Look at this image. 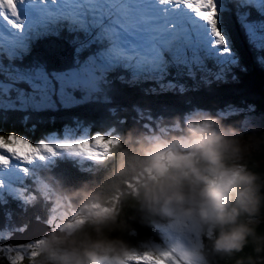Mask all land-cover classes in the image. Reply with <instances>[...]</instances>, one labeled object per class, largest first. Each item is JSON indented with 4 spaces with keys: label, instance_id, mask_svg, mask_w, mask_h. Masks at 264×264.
<instances>
[{
    "label": "snow or ice",
    "instance_id": "snow-or-ice-1",
    "mask_svg": "<svg viewBox=\"0 0 264 264\" xmlns=\"http://www.w3.org/2000/svg\"><path fill=\"white\" fill-rule=\"evenodd\" d=\"M232 3L249 44L264 50V18L250 19L252 9L264 17V0ZM228 11L226 0H0V112L6 117L9 111L28 113L86 103L111 104L113 82L109 74L120 70L129 73L131 79L121 75L119 80L136 84L142 79L162 81L171 68L187 70L191 76L194 69L205 70V61L213 60L224 69L215 74V79H226L231 66L239 65L225 26L223 14ZM49 37L63 38L72 46V62L51 70L35 57L24 63L34 44ZM257 59L264 65V56ZM232 79L237 77L233 75ZM160 88L175 89L177 85L169 82ZM179 91H185L183 85ZM106 111L111 116L118 113L116 108ZM134 111L142 115L138 106ZM244 111L229 107L220 114L232 117ZM28 119L27 115L23 117L25 122ZM101 123L106 121L102 119ZM75 124V128L65 127L62 137L51 133L34 144L15 133L0 134V206L11 200L27 213L39 202L47 213L43 223L54 226L58 209L50 197L41 199L26 181L31 179L35 185L41 169L65 159L76 161L81 172L92 173L121 134L114 124L103 134L92 135L80 120ZM5 217L11 220L12 213L6 212ZM36 219L41 217L37 215ZM27 228L24 224L0 230V241L10 240L16 231ZM34 242L0 243V256L7 254V264H24L26 259L30 264V258L36 255ZM167 255L161 253L160 258ZM150 256L149 252L133 256L131 264H147ZM171 264L178 262L172 258Z\"/></svg>",
    "mask_w": 264,
    "mask_h": 264
},
{
    "label": "clouds",
    "instance_id": "clouds-1",
    "mask_svg": "<svg viewBox=\"0 0 264 264\" xmlns=\"http://www.w3.org/2000/svg\"><path fill=\"white\" fill-rule=\"evenodd\" d=\"M34 187L58 211L30 264H131L145 252L147 264H264V133L248 117L193 108L133 126L91 179L70 185L48 167Z\"/></svg>",
    "mask_w": 264,
    "mask_h": 264
},
{
    "label": "trees",
    "instance_id": "trees-1",
    "mask_svg": "<svg viewBox=\"0 0 264 264\" xmlns=\"http://www.w3.org/2000/svg\"><path fill=\"white\" fill-rule=\"evenodd\" d=\"M226 4L230 11L223 14L225 26L232 51L239 58V65L231 66L225 73L226 79L219 81L215 79V74L224 72V69L213 60L205 61V70L194 69V75L191 76L188 75L187 70L178 72L175 68H171L162 81L142 79L136 84L119 80L118 77L121 75L131 79L129 73L120 70L109 74V79L113 82L111 104L86 103L69 109L58 107L56 110L28 113L9 111L6 117L5 113L0 112V134L15 133L27 137L32 142H37L45 138L49 132L59 131L63 126L76 120L88 125L93 133H104L107 127L113 124L121 133L133 126L147 130L154 127L155 122L161 117L183 114L193 108L207 109L217 114L229 107L246 110L250 106V109L264 118V65H261L257 59L264 56V50L256 49L249 44L235 16L232 0H226ZM262 18L264 17H261L255 9L251 10V20ZM34 57L45 62L50 70L62 69L72 62L74 49L63 38L49 37L34 44L30 54L25 57L24 63H28ZM242 68H246L247 71H242ZM233 75L237 77L236 80L232 79ZM169 82L175 83L177 88L163 90L160 88L161 84L167 85ZM180 85H183L184 92L179 91ZM149 89H156V91L149 92ZM134 106L142 110V115L134 111ZM108 108L118 109L117 115L111 116L106 111ZM25 115L29 117L27 122L23 120ZM241 118L240 115H235L231 117V120ZM102 119L106 121L104 125L101 123ZM118 120L126 122L116 123ZM261 131L264 133V128ZM52 168L55 174L70 185L91 179L93 173L81 172L76 161L69 159L58 160L57 165ZM94 169L95 167L93 171ZM26 183L34 189L30 179ZM6 212L12 213L11 220L6 219ZM37 215L41 217L39 221L42 222L47 216L39 202L35 208H29L27 213H23L16 202L9 200L7 205L0 206V230L24 225L29 219H36ZM137 227L140 237L158 238L156 230L152 227ZM261 227L264 228V225ZM129 239L135 243L137 237L131 236ZM239 255L255 254L249 247ZM261 256L264 257V253H261ZM0 264H7L6 255L0 256ZM24 264H29V261L26 259ZM220 264H231V262L221 261Z\"/></svg>",
    "mask_w": 264,
    "mask_h": 264
},
{
    "label": "rangeland",
    "instance_id": "rangeland-1",
    "mask_svg": "<svg viewBox=\"0 0 264 264\" xmlns=\"http://www.w3.org/2000/svg\"><path fill=\"white\" fill-rule=\"evenodd\" d=\"M228 110V109H227ZM241 117H248L249 119H251L255 124H257L258 125V127H259V129L260 130H262L263 128H264V118L261 116V115H259L258 113H256L254 110H252V109H250V111L248 112L247 111V109L243 112V113H241V114H239ZM85 127H89L88 125H85V124H83ZM65 127H72V128H75L76 127V124H75V122H72L71 124H69V125H65V126H63L59 131H51V132H49L47 135H49V134H51V133H57L59 136H61L62 137V134H63V131H64V129H65ZM90 128V127H89ZM262 133H263V131H261ZM90 135H92V134H96V133H93L92 132V130L90 129V133H89ZM101 134H103V133H101ZM46 135V136H47ZM20 136H22V137H24V138H26V139H28L27 137H25V136H23V135H20ZM45 136V137H46ZM29 140V139H28ZM30 141V140H29ZM31 143H37V142H39V141H37V142H32V141H30ZM258 159H261V157H258ZM30 182H32V180L30 179ZM41 223H43L42 221H40ZM43 225H45L44 223H43ZM46 226V225H45ZM43 227V226H42ZM47 227V231L49 230V226H46ZM36 229L35 230H31V232L28 234V235H33V234H35L36 233ZM47 231H44V233L45 232H47ZM44 233H42L41 235H39L38 237H36V238H33V239H30V240H28V241H26V242H24V243H27V242H34V240L35 239H37V238H39L40 236H42ZM158 237V236H157ZM155 239H158V238H155ZM19 244H22V243H19ZM13 245H17V244H13ZM4 255H6L7 256V254H4Z\"/></svg>",
    "mask_w": 264,
    "mask_h": 264
},
{
    "label": "water",
    "instance_id": "water-1",
    "mask_svg": "<svg viewBox=\"0 0 264 264\" xmlns=\"http://www.w3.org/2000/svg\"><path fill=\"white\" fill-rule=\"evenodd\" d=\"M26 224L28 225L27 231L24 232L16 231L10 240L5 239L4 241H0V243H11V244L24 243L30 239L38 237L39 235L44 233V231H47V227L37 219H29ZM35 229L37 230L35 234L28 235L31 232V230L33 231Z\"/></svg>",
    "mask_w": 264,
    "mask_h": 264
}]
</instances>
